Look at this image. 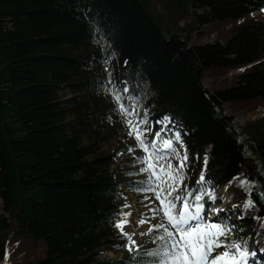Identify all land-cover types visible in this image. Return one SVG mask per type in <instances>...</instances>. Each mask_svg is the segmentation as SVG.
Listing matches in <instances>:
<instances>
[{"label": "trees", "instance_id": "16d2710c", "mask_svg": "<svg viewBox=\"0 0 264 264\" xmlns=\"http://www.w3.org/2000/svg\"><path fill=\"white\" fill-rule=\"evenodd\" d=\"M216 22L231 35L189 42L195 25ZM94 29L115 53L107 70ZM244 66L226 86L204 84ZM108 73L152 126L167 116L179 132L190 159L182 191L198 187L192 160L207 145L204 188L239 172L253 180L258 218L241 210L234 232L264 258V0H0V264L154 260L155 232L130 252L113 226L132 215L141 180L115 166L120 148H106L127 128L104 91ZM226 102L257 115L238 126ZM244 197L230 184L225 206Z\"/></svg>", "mask_w": 264, "mask_h": 264}, {"label": "snow or ice", "instance_id": "6c2138e0", "mask_svg": "<svg viewBox=\"0 0 264 264\" xmlns=\"http://www.w3.org/2000/svg\"><path fill=\"white\" fill-rule=\"evenodd\" d=\"M99 29H94L93 42L101 50V63L107 66L111 63L112 56L105 54L106 48L110 47L100 33L99 38L95 33ZM108 85L104 91L113 97L117 105V110L128 128V135L136 141L135 148L142 150L146 155L137 162L143 164L139 171L147 173L148 178L142 183L145 187L136 189L144 193H152L156 201H159V207L151 208L152 218H160V222L152 224L148 229V234L157 233L154 241L158 242V247L147 253L154 258L151 264H249V258H252V264H257L256 252L249 253L247 241L228 240L231 229L227 225L218 223L209 224L204 222V205L200 203L205 195L214 199V194L209 192L203 186L205 183L204 174L200 175L197 181L198 187L191 190H181L180 185L186 179L185 167L188 161V155L185 151L181 156L177 151L175 144L182 143L179 132L173 136H167L171 131L168 128L170 118L165 116L162 120L156 121L163 127L157 131L152 141H148L146 136L152 130V124L145 111L143 115L138 110L136 103H125V95L128 89H118L111 83V73H108ZM128 100H134L133 97H127ZM175 142V143H174ZM130 148L129 151H134ZM171 159L179 160V164L174 166ZM207 167V157L204 160ZM242 186H247L248 181H241ZM193 193H196L193 195ZM147 198V197H146ZM252 201H247L245 207H251ZM125 207H130L125 205ZM130 212L120 213L119 219L114 223L122 236L127 240V248L130 252L136 250V242L131 233L124 231L129 223ZM148 219H141L139 223L143 225L148 223ZM217 248H223V252L213 253Z\"/></svg>", "mask_w": 264, "mask_h": 264}, {"label": "rangeland", "instance_id": "374dc122", "mask_svg": "<svg viewBox=\"0 0 264 264\" xmlns=\"http://www.w3.org/2000/svg\"><path fill=\"white\" fill-rule=\"evenodd\" d=\"M197 12L199 9L196 10ZM225 22H216V30H213L210 27H206L205 24L200 23L193 31L189 34V42H192L194 40H199L201 42H208L213 41L215 39L221 41L223 39H226L229 35H231L232 31H230L228 28L227 30H220L223 27H225ZM202 28V32H204V35L200 36L199 30ZM220 28V29H219ZM213 30V32H212ZM201 32V33H202ZM218 32L220 33V36L218 37ZM167 35V33H165ZM245 69V68H244ZM243 70H236V67H233L222 74V76L218 77V79L213 80L212 76H204V84L207 87H215V85H221L219 83H223V86L228 85L231 83L236 76L240 75ZM225 110L227 113L232 115L233 123L242 126L248 122L249 119L252 117H255L257 114H255V110L253 109H233L230 104L227 102L224 104ZM260 111V108H259ZM259 113V112H258ZM164 118V117H163ZM163 118L159 119L162 120ZM157 120V121H159ZM163 126L161 124L155 123L152 126L151 132H149L146 136V139L148 141H152L155 137V134L157 131H160ZM169 128V127H168ZM170 129V128H169ZM173 130L169 131L167 133V136H173L174 135ZM175 143V142H174ZM136 141L133 137L128 135V128L125 129L124 133L120 134L119 138L116 139V142H110L106 145V148L108 149H117L120 148L119 153L116 157L115 166L118 168V170L125 171L124 173H130L133 176H136L139 180H141L139 189L145 187V185L142 183L148 178L147 173H140V169L144 167L143 164L138 163L137 161L141 158H143L146 154L138 149L135 148ZM177 151L181 156L184 155L185 151L187 152L183 142L175 144ZM130 148H134V151H129ZM188 155V152H187ZM210 145L205 146V150L201 156H195L192 160V164L198 163V170L196 172V178L199 179L200 175L204 173L205 164L204 160L205 157H207V162L210 159ZM189 157L188 161L186 162V167L184 171L187 169V165L189 163ZM171 163L176 166L179 164V160L177 159H171ZM248 181L247 186H242L241 181ZM237 185L243 188V191L245 192L244 201L242 204H238L236 202L230 201L229 204L226 205V195H227V189L229 185ZM182 185V184H181ZM180 185V187H181ZM253 186V180L248 178L244 173L239 172L237 173L229 182L223 184L222 186H215L212 188H207V190L214 194V199H210L208 195L202 200L200 203L204 205L203 210V218L205 223L214 224L218 223L221 225H227L231 232L228 236V240H244L247 241L248 245V251L249 253L255 251L256 252V259L257 264H264V259L262 258V254L260 252H257L256 250L251 249L253 241L242 239L238 235L235 234L234 228H235V222H237V219L239 215H241V210H248L249 216L253 219L258 218V206L254 203L253 199L250 196V191L252 190ZM147 197V198H146ZM130 201V204L132 206V215L128 217L129 223L125 226L124 231L127 233L134 234L133 239L136 242V246L145 245L149 242L150 235L148 234V229L152 224H156L160 222V218H152V213L150 211L151 208L159 207V201L155 200V197L152 195V193H144L141 191H130L129 197L127 199ZM252 201L251 207H245V204L247 201ZM240 205V206H239ZM240 213V214H239ZM141 219H148V223H144L141 225L139 221ZM157 234V233H156ZM136 247V248H137ZM223 248H217L216 251L213 253V256H215L219 252H223ZM17 254V253H16ZM259 255V256H258ZM100 257L103 258H115L119 257L120 253H116L113 251L108 250H102L99 253ZM249 264H252V258L250 256L249 258Z\"/></svg>", "mask_w": 264, "mask_h": 264}, {"label": "bare ground", "instance_id": "6f19581e", "mask_svg": "<svg viewBox=\"0 0 264 264\" xmlns=\"http://www.w3.org/2000/svg\"><path fill=\"white\" fill-rule=\"evenodd\" d=\"M236 70H238V71H239V70H243V71H244V68H238V69H236ZM241 73H242V72H241Z\"/></svg>", "mask_w": 264, "mask_h": 264}]
</instances>
